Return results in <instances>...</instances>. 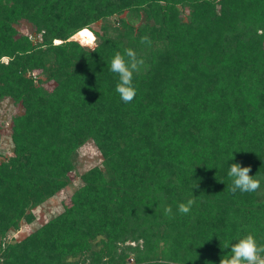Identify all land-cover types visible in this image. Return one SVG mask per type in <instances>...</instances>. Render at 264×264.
Returning a JSON list of instances; mask_svg holds the SVG:
<instances>
[{"label": "trees", "instance_id": "trees-1", "mask_svg": "<svg viewBox=\"0 0 264 264\" xmlns=\"http://www.w3.org/2000/svg\"><path fill=\"white\" fill-rule=\"evenodd\" d=\"M129 47L144 65L124 103L110 61ZM6 99L20 111L0 160V264H220L222 244H264V0H0ZM90 141L101 166L8 240L71 185ZM232 163L260 188L232 193Z\"/></svg>", "mask_w": 264, "mask_h": 264}, {"label": "clouds", "instance_id": "clouds-1", "mask_svg": "<svg viewBox=\"0 0 264 264\" xmlns=\"http://www.w3.org/2000/svg\"><path fill=\"white\" fill-rule=\"evenodd\" d=\"M142 45H151V39L145 35L141 37ZM89 47L92 42L89 41ZM95 48H92L94 51ZM144 65V60L133 48H125L123 52L117 51L110 61V71L118 76L115 91L124 103H131L136 96V88L133 85L134 75L139 74ZM251 166L242 167L239 163H232L227 175L232 180L231 192H255L260 188V180L250 175ZM194 199L178 204L181 214L190 213ZM165 215L171 217L170 205L164 207ZM230 248V255L221 257L220 264H264V244H259L251 233L240 238L236 243L222 244V249Z\"/></svg>", "mask_w": 264, "mask_h": 264}, {"label": "rangeland", "instance_id": "rangeland-1", "mask_svg": "<svg viewBox=\"0 0 264 264\" xmlns=\"http://www.w3.org/2000/svg\"><path fill=\"white\" fill-rule=\"evenodd\" d=\"M100 25V22L96 23L93 25V28L99 30ZM22 31L27 34L30 33V29L25 25L22 27ZM74 38L79 40L83 44L88 45L89 43L86 38H78L76 36H74ZM95 39L96 36H94L92 46L95 44ZM19 111V108L14 105L11 99H6L5 101L0 103V132L3 134L0 160L7 158L13 153V142L9 135V131L12 123V118ZM101 164L102 155L97 150L93 142L90 141L84 144L79 149V158L76 162V171L72 175L73 181L71 185L61 190L58 194L35 208V221L33 223H27L23 221L21 227L18 230H12L9 232L7 239L12 241L22 240L39 226L46 223L49 219L61 213L64 210V206L69 203L74 189L79 184L80 175L94 166H101ZM130 262H133L132 258L130 259Z\"/></svg>", "mask_w": 264, "mask_h": 264}]
</instances>
